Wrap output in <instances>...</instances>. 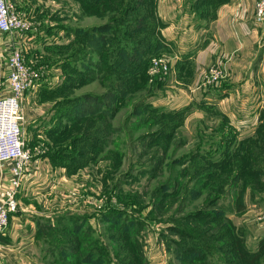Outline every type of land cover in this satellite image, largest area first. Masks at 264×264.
Here are the masks:
<instances>
[{
  "label": "rangeland",
  "instance_id": "obj_1",
  "mask_svg": "<svg viewBox=\"0 0 264 264\" xmlns=\"http://www.w3.org/2000/svg\"><path fill=\"white\" fill-rule=\"evenodd\" d=\"M12 2L28 24L16 35L33 78L23 99L45 111L24 128L31 158L72 178L20 202L35 264H257L247 219L264 220V115L248 137L246 119L198 101L201 79L152 73L178 55L157 0Z\"/></svg>",
  "mask_w": 264,
  "mask_h": 264
},
{
  "label": "crops",
  "instance_id": "obj_2",
  "mask_svg": "<svg viewBox=\"0 0 264 264\" xmlns=\"http://www.w3.org/2000/svg\"><path fill=\"white\" fill-rule=\"evenodd\" d=\"M255 2L214 0L211 4H201L196 0L195 5L194 0H157L159 13L167 23L163 35L168 41V49L179 55L172 73L175 78L172 79L180 84H194L200 79L202 81L205 70L211 64L225 65L227 78L216 85L204 87L196 94L198 101L218 106L232 119L235 116H239L238 120L246 119L240 122L251 138L258 131L260 116L264 115V21L256 19ZM9 42L19 45V38H0V57L1 53L9 52ZM9 71L8 63H0V86L6 91ZM166 86L188 99L184 85ZM27 97L23 99L25 130L27 125L33 128L38 126L45 114L35 102L34 111L26 108ZM180 106L173 105L174 108ZM66 179L72 178L62 170H54L48 157L34 158L19 189V201L23 203L30 192L40 193V198L45 193L58 194L61 189L55 190L53 182L62 185L63 180L70 181ZM8 181L9 175L6 174L0 184V192ZM30 205L33 206V203ZM27 209L21 205L19 212L11 216L8 228L0 233V264H35L33 257H30V248L36 238L34 222L31 220L29 223L31 216L25 212ZM247 228L249 260H259L257 264H264V248L259 250L260 241L264 238V220L257 222L252 215L247 219Z\"/></svg>",
  "mask_w": 264,
  "mask_h": 264
},
{
  "label": "built area",
  "instance_id": "obj_3",
  "mask_svg": "<svg viewBox=\"0 0 264 264\" xmlns=\"http://www.w3.org/2000/svg\"><path fill=\"white\" fill-rule=\"evenodd\" d=\"M255 16L257 21H264V0H256ZM27 26L26 21L16 12L12 0H0L1 38H16ZM9 44L7 91L0 86V184L6 174L9 175L8 183L0 192V233L8 228L11 216L20 210L18 193L32 162L24 133L25 116L22 107L24 92L32 86L33 78L28 71L22 48L15 43ZM178 59V55L154 58L152 73L170 77ZM226 77L225 65L214 63L206 69L202 85H216Z\"/></svg>",
  "mask_w": 264,
  "mask_h": 264
},
{
  "label": "trees",
  "instance_id": "obj_4",
  "mask_svg": "<svg viewBox=\"0 0 264 264\" xmlns=\"http://www.w3.org/2000/svg\"><path fill=\"white\" fill-rule=\"evenodd\" d=\"M81 244H82V243H81ZM260 248H261V249L264 248V238L260 241V244H259V250H260ZM87 252H88V255H90V253H91V254L93 253V252H92V249L88 250ZM189 252H190V251H189ZM250 252L252 253V251H250ZM247 257H248V259L250 258V257H249V251L247 252ZM87 259H89L88 262H90V258H87Z\"/></svg>",
  "mask_w": 264,
  "mask_h": 264
}]
</instances>
